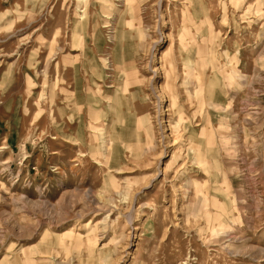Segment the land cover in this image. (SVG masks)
<instances>
[{"label": "rangeland", "instance_id": "1", "mask_svg": "<svg viewBox=\"0 0 264 264\" xmlns=\"http://www.w3.org/2000/svg\"><path fill=\"white\" fill-rule=\"evenodd\" d=\"M0 264H264V0H0Z\"/></svg>", "mask_w": 264, "mask_h": 264}]
</instances>
